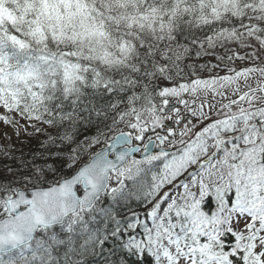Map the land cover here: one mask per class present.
<instances>
[{
  "label": "snow or ice",
  "instance_id": "6c2138e0",
  "mask_svg": "<svg viewBox=\"0 0 264 264\" xmlns=\"http://www.w3.org/2000/svg\"><path fill=\"white\" fill-rule=\"evenodd\" d=\"M0 264H264V0H0Z\"/></svg>",
  "mask_w": 264,
  "mask_h": 264
}]
</instances>
